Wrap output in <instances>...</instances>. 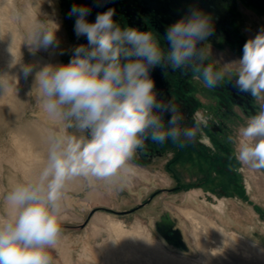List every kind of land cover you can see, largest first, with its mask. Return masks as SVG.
Returning a JSON list of instances; mask_svg holds the SVG:
<instances>
[{"label": "clouds", "instance_id": "obj_1", "mask_svg": "<svg viewBox=\"0 0 264 264\" xmlns=\"http://www.w3.org/2000/svg\"><path fill=\"white\" fill-rule=\"evenodd\" d=\"M89 14L83 5H74L69 13L76 17V35L86 37L87 45L77 46L67 64H47L35 74L34 89L43 111L72 132L53 134L45 165L6 193L7 211L0 215V264H52L50 249L61 235L62 200L70 180L127 181L147 142L171 141L183 147L198 133L203 135L211 117L198 110L192 126H183L177 104L157 100L149 75L153 66L192 69L195 79L210 89L234 72L235 86L250 93L259 111L228 140L241 165L264 170V31L244 44L241 59L221 66L207 63L209 49L198 47L213 34L211 19L201 10L192 9L167 27V50L151 31L120 27L113 9L98 13L92 23L86 19ZM58 28L36 17L23 42L33 53L58 47ZM21 72L27 79L33 66L21 65ZM4 77L0 86L5 95L15 88V78L5 84ZM164 113H170L167 123Z\"/></svg>", "mask_w": 264, "mask_h": 264}, {"label": "rangeland", "instance_id": "obj_2", "mask_svg": "<svg viewBox=\"0 0 264 264\" xmlns=\"http://www.w3.org/2000/svg\"><path fill=\"white\" fill-rule=\"evenodd\" d=\"M63 12L58 0H0V77L5 76V84L15 78V88H8L5 95L0 86V215L7 211L4 197L10 188L45 165L50 137L72 132L64 128L63 121L43 111L34 89L40 68L67 64L74 49L81 45L64 34ZM36 17L59 26L58 47L33 53L23 42ZM262 31L264 22L247 27V41ZM21 65L33 66L27 79ZM31 128L39 131L44 142L37 150L29 148L25 152L18 148ZM219 142L227 147L222 148ZM213 146L212 158L204 146L195 142L187 143L180 155V150L174 154L178 148L174 143L167 150L161 149L160 156L137 153L135 174L124 182L70 180L62 200L61 235L50 249L52 264H245L236 255L198 248L192 224L172 206L188 207L218 229L264 251V170L241 165L228 137L215 138ZM91 191H97L96 202L86 199ZM96 214L119 221L129 232V240L119 239L103 222L95 221ZM163 219L179 230L184 247L159 233L157 224ZM247 253L246 264H256L254 248H248Z\"/></svg>", "mask_w": 264, "mask_h": 264}, {"label": "flooded vegetation", "instance_id": "obj_3", "mask_svg": "<svg viewBox=\"0 0 264 264\" xmlns=\"http://www.w3.org/2000/svg\"><path fill=\"white\" fill-rule=\"evenodd\" d=\"M58 5L64 11L61 19L64 34L81 45H87V38L78 37L74 31L76 17L69 15L74 5H83L90 9V14L86 17L90 23L95 22L98 13L113 9V20L120 27L153 32L163 50L168 48L165 38L167 27L185 17L190 10H201L210 17L213 34L199 43L198 47L206 46L209 49L207 63L217 62L221 66L241 59L243 46L247 42L245 29L254 27L256 23L264 22V0H209L198 5L185 2L181 12L166 10L160 5L151 8L145 4H134L132 0H58ZM220 65L217 64L216 67L219 68ZM149 75L154 81L157 100L177 104L185 118L183 126H192L191 118L198 110L211 117L208 126L203 128V135L198 133L194 141L197 146L206 148L209 158H212L213 151L215 152L213 148L215 138L234 136L236 130L246 122V119L259 111L258 103L250 93L241 92L235 86L234 72L226 75L222 84L211 89L205 87L202 81L195 79L192 69L174 70L171 66L157 65L149 69ZM169 118L170 113L163 114L165 123ZM171 144V141L163 144L149 141L143 153L146 156L153 154L160 156V150H167ZM186 144L183 147L177 144L178 148L174 154H178L180 150V155ZM219 144L222 148L227 147L224 142H219ZM209 147L213 150H209ZM165 152L168 154L167 151ZM242 187L244 190V185ZM172 207L178 212L179 208L190 209L181 206ZM157 225L159 233L165 239L170 242L175 241L172 237L173 227L166 220Z\"/></svg>", "mask_w": 264, "mask_h": 264}, {"label": "bare ground", "instance_id": "obj_4", "mask_svg": "<svg viewBox=\"0 0 264 264\" xmlns=\"http://www.w3.org/2000/svg\"><path fill=\"white\" fill-rule=\"evenodd\" d=\"M39 135L40 134H39V131H37V129L36 130L34 128L28 129L26 136H25L26 140H24L25 142L23 141L22 143H20V147L18 149H20V150L21 149L22 150L27 149V151H29V148H30V150L31 149L33 150V148H34L37 150L38 148H36V147H39V145L43 141V140H41ZM44 145H45V143H44ZM36 150L34 151L35 152L34 154H36ZM27 151L25 150V152H27ZM44 158H46V157H44ZM86 199L90 200L91 202H96L98 200L97 191H91L86 196ZM179 212L186 219H188V221L192 224V226H193L192 227L193 228L192 236H193L194 243L198 248L203 249L205 252H208L210 250L211 253H215L218 250L219 251L218 253L221 255H228V256H232V257H234L236 255V257L241 258L245 264L247 262V257L249 256V254L247 253L248 248L249 249L254 248L256 255H254L253 261L256 262V264H264V251L262 248L257 247L258 245L256 246V245L250 243L249 241H246V240H243L241 238H237V237H234L233 235L231 236V235L225 233L224 231L218 229L210 220H207L202 215H200L194 211H191L190 209L179 208ZM93 219H95V221L97 220V221L103 222L107 227H109L112 231H114V233H116V235L119 236V239L121 238V240L122 239L127 240L129 237H131L129 235V232L125 231L121 227L120 222L117 220H114V219L109 218L106 215H102V214L94 215ZM132 251H133V249H132ZM129 254H131V253H129ZM169 259H167V260H169ZM174 261L178 262V260H174ZM172 262H173V260H172ZM146 264H147V262H146Z\"/></svg>", "mask_w": 264, "mask_h": 264}, {"label": "water", "instance_id": "obj_5", "mask_svg": "<svg viewBox=\"0 0 264 264\" xmlns=\"http://www.w3.org/2000/svg\"><path fill=\"white\" fill-rule=\"evenodd\" d=\"M209 0H132V2L135 4H145L149 7L155 8L157 5L162 6L166 10H178L179 12L182 11V9L185 6V2H189L193 5H198L201 2H208ZM116 213H124L126 211H114ZM165 221L164 219L161 221ZM160 222V224H161ZM172 237L175 239V243L179 244L181 247H184L185 244L183 243L181 239V234L178 229L172 228Z\"/></svg>", "mask_w": 264, "mask_h": 264}]
</instances>
